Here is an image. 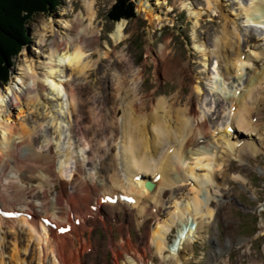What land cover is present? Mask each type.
<instances>
[{
    "label": "bare ground",
    "instance_id": "6f19581e",
    "mask_svg": "<svg viewBox=\"0 0 264 264\" xmlns=\"http://www.w3.org/2000/svg\"><path fill=\"white\" fill-rule=\"evenodd\" d=\"M218 1L206 0L209 8ZM160 2L159 0H146L139 4V11L144 13L146 19L152 24L163 22L161 14H164V9H162V5L166 2L163 1L162 4ZM235 4L237 7L236 16L245 17L249 24L251 43L254 44L258 40L264 42V0H249V2L235 0ZM185 6L189 9L190 15L196 17V24H200L202 13L194 10L190 5L184 4ZM85 7L87 16L80 13L73 21L64 22V33L60 30L54 32L51 22L44 25L46 33L42 43H45L49 32L54 36L49 44L48 59L36 64L27 57L24 66H22L25 69V77L19 79L23 85L16 89L11 87L8 95L0 97V232L3 226H8L14 233L18 232V228L21 227L27 235L29 243L34 240L38 247H41L42 244L44 249L43 251L41 248L39 250L38 263L46 260L48 252H51L55 254L52 264H80L84 250L82 251L81 247L70 250L68 242L71 237L77 235L79 241L86 248V241H82L84 229L88 225H95L98 221L105 225L106 220L116 215L114 210H111L112 214L108 217V213L102 211L104 205L111 209L113 206L120 207L121 204L141 208V200H144L142 196H145L150 198L151 204L154 203L153 213L149 215L144 213L139 217L141 218L140 222L144 223L145 218L156 220L155 227L152 230H147L145 238L151 242L161 258L164 260L173 258L174 262L178 261L182 242L185 244L194 242L200 236V222L197 219L212 220L215 217L209 193L212 190L211 186L215 183L216 175L223 173L231 156L235 158V155L245 150L257 154L261 150V145H264L263 118L257 117L256 119L252 116L254 112L258 111V105L264 99L261 98L260 93L264 84V68L254 71L253 75L244 79L247 68H254L256 63L264 60V47L256 50L251 49L250 55L247 57L241 52L240 47H237L236 40L241 39V33H238L236 27L232 30L228 28L227 24H224L223 36L216 45L219 54L221 52L226 57L227 71L232 75L233 84L225 86L220 80L213 77L214 81H212L209 78L213 85L214 91L212 90V92H217L225 100V105H222L225 115L223 116L221 113L219 119L212 125V122L205 116L204 118L199 116L193 101L185 103L179 96L175 99L176 101H173L172 98L170 101L167 98L156 99L153 96L139 97L138 86L135 82L143 78L145 70L132 74L134 62L124 52L117 53L116 51L126 39L127 21L123 19L116 23L112 35L115 42L113 49L116 51L114 57L111 51L100 48V31L95 24L94 0L86 1ZM254 26L262 28V32L258 33L256 29H253ZM255 45L254 48H256ZM262 45L264 46V43ZM97 54L101 55V61L116 58L130 73V77L125 73L126 75H119L115 78L113 86L114 95L116 97L117 94L120 95L117 105L114 103L116 105L114 110L117 111L119 109L117 107L122 109L121 153L125 162L126 181L121 179L117 172L111 175V185L99 181L100 184L95 179L90 181L83 178L84 163L82 162H79L78 174L71 181H60V176L67 168L66 163L74 156V150L68 147L66 151L60 152L63 153L64 160H57L55 155H57L58 149L61 150L59 141L56 143V147L53 146L48 151L38 152L36 145L49 140L45 135L39 136L38 134L39 137L36 135L38 127L49 124L62 139L64 131L60 125L61 121H58L60 119L58 113L65 110L66 102L69 101V111H72L75 118L74 123H77V126L73 127L75 128L74 132L78 129L77 132L85 145L93 147L94 140L91 139L93 127H89V123L95 126V131L99 130L100 135L104 136L99 138L101 144L105 145L104 140L109 135L114 137L113 142L116 141L117 130L115 127H109L108 113L99 112L103 100L91 96L86 101L84 97L88 96V89L77 83V79H74V75L83 76L85 79L91 76V71L96 65V61L93 59ZM203 55L205 56L203 65L204 68H207L210 57L206 53ZM166 56L167 47H163L161 50V57L152 56L156 65L157 79L164 77L161 72L167 77L174 69H179L186 75L190 74L188 65L171 66V62H169L160 68V64ZM43 71L45 72L43 73ZM194 89L197 94L202 93L201 81L195 82ZM102 98L104 99V96ZM108 100L110 101L111 98L104 99V102H108ZM86 107L91 113L89 123ZM18 117L23 119L19 123L18 129L16 124L12 127L8 126V122H12ZM7 135L11 136L6 138ZM257 135L258 138H254ZM219 148L223 150L219 152L220 154L222 152V155L217 153ZM197 169H203L204 172L201 174ZM190 178H194L196 183L187 192V203L184 204L183 200L180 203L179 199L175 197L174 206L167 217L159 220L162 209L160 207L164 205L163 198L166 196V188L172 190L178 184L189 181ZM35 179H40L41 183L47 185L61 183L62 190L57 195L55 202L58 213L50 216L57 229H53L51 223L48 227L43 225L42 221L47 216L38 218L36 213L33 215L31 211L16 209V206L35 197V193L29 188V184ZM147 181L153 183L152 187L146 185ZM69 187H72L74 191L69 193ZM122 197H128L133 202L131 204L125 202ZM47 199L48 196L45 192L42 200L46 201ZM146 203L144 202V204ZM26 206L30 207V204L28 203ZM120 208L125 211L124 208ZM14 211L19 212L18 217L13 219L3 217L4 213ZM130 212L133 213L134 210L131 209ZM133 218L139 219L135 215ZM114 220L116 217L112 219V221ZM175 226H177V235L170 242L168 237L176 228ZM61 229H67V232ZM130 232L129 229H126V241L130 246H133ZM4 238L0 236V247ZM19 238L17 236V241H20ZM243 242L241 241V243ZM29 243L26 247L23 246L25 253L29 249ZM114 244L113 246H116ZM228 245L231 247L229 241L227 248H230ZM94 247L98 249V243H95ZM218 249L220 250V247ZM218 249L217 259L213 263L218 262L220 254ZM112 251L115 255H120L117 250L112 249ZM140 251L142 250L134 249L131 264H149V261L146 260L147 253L145 251L140 253ZM44 252L47 253L45 259L42 260ZM166 252H169L170 255L162 257ZM13 260L20 264V257L17 254H14ZM210 260L213 261L212 253ZM3 261L4 257L1 256L0 264ZM152 262L155 264L154 261ZM184 264L190 263L186 261Z\"/></svg>",
    "mask_w": 264,
    "mask_h": 264
},
{
    "label": "rangeland",
    "instance_id": "374dc122",
    "mask_svg": "<svg viewBox=\"0 0 264 264\" xmlns=\"http://www.w3.org/2000/svg\"><path fill=\"white\" fill-rule=\"evenodd\" d=\"M86 1L92 0H61L55 10L33 12L30 14V18L25 26V32L28 36L26 40L28 42L22 47L18 56L14 58V64L8 81L0 85V97L8 95L11 87L16 89L23 85V82L19 79L20 77H25V69L22 66H24L27 57L36 62V64L48 59L49 44L54 36L49 32L45 43H42L46 33L44 25L51 22L54 26V32L55 30H60L64 33V22L73 21L80 13L87 16ZM131 1L135 3L136 17L126 20L128 23L125 30L126 39L116 51L117 53L124 52L134 62L132 68L134 72L132 74L145 70L143 78L135 82L138 86L139 97L143 96L142 98H146L153 96L156 99L167 98L170 101L172 99L174 101L179 96L185 103L193 101L199 116L203 118L205 116L214 125L221 116V113L223 116L225 115L224 107H222V105H225V100L217 92H212L213 85L209 78L212 81L216 78L225 86H229L233 82L232 75L227 71L226 57L221 52L219 54L216 45L218 40L223 36L224 24H227L228 28L232 30L236 27L239 31L238 33H241V39L236 40L237 47H240L241 52L247 57H249L251 49L263 48L262 43L264 42L260 40L256 41L254 43L256 44V48H254L249 35V24L246 22L245 17L236 16L237 7L235 0H219L217 3H213L211 8L208 7L206 0H159L161 4L163 1L166 2L162 5L164 14H161L163 22L160 24L158 22L155 24L150 23L144 13L139 11L140 2H145L146 0ZM246 2H249V0H246ZM114 3L115 0H94L96 12L95 24L100 31V48L111 51L115 57L116 51L113 49L115 42L112 35L116 23L120 21H111L108 15ZM184 4L190 5L191 8L202 13L200 24H196V17L190 15L189 9L186 6L184 7ZM253 29H256L258 33L262 32V28L254 26ZM163 47H167V56L160 64V68L169 62H171V66H175L176 64H179V66L188 65L190 68L189 75L183 74L179 69H174L167 77L161 72V75L164 77L157 79L156 65L152 60V56L161 57ZM203 53H206L210 57V63H208L207 68H204L203 65V59L205 58ZM100 56L97 54L93 59L96 61V65L93 71H91L90 77L85 79L83 76L77 77L74 75V79H77V83L88 89V96L84 97L86 101L91 96L103 100L102 104H100L99 112L108 113L109 127L116 128V136L118 138L116 137V141L113 142L114 137L109 135L104 140L106 142L105 145L101 144L99 138L104 136L100 135L99 130L95 131V126L89 123L91 113L86 107L85 111L86 116L89 118V127H93L91 139L94 141L92 143L93 147L85 145L77 132L78 129L74 132L75 128L73 127H76L77 123H74L75 118L71 113L72 111H69V101L66 102L65 110L58 113L60 117L58 121H61L60 125L64 131L62 139L46 123V125L38 127L36 135V137L45 135L48 138L47 140H49V143L42 142L36 145L38 152L48 151L53 146L56 147V143L59 141L61 150H57V155H55L57 160H64L63 153L60 152L66 151L68 147L74 150V156L66 163L67 168L60 176V181H71L78 174L79 162L84 163L83 178H87L90 181L91 179H95L98 183L104 182V184L111 185V175L114 172L119 173L121 179H125L126 181L125 162L121 153L122 132L120 131V124L122 122V109L121 107H117L119 109L117 111L114 110V106L120 100V95L117 94V97L114 95L113 86L115 78L119 77V75L127 74L129 76L130 73L127 72L128 69L116 58L101 61ZM263 68L264 60L256 63L254 68H247L244 79L253 75L254 71H260ZM197 81H201L202 93L200 94H197L194 89V84ZM263 86L260 89L262 99L264 98ZM103 96L104 99L111 98V100L104 102ZM258 106V111L254 112L252 116L256 119L257 117L263 118L262 123L264 124V99ZM22 120L21 117H18L14 121L8 122V126L12 127V125L16 124V128L18 129L19 123ZM10 136L7 135L6 138ZM254 138L257 139L258 135L254 136ZM220 151H223L222 148H219L217 153L220 154ZM220 155H222V152ZM235 156V158L230 157L223 173L216 175L215 183L211 186L212 190L209 193V197L212 198L211 207L215 210L214 219H197L200 222V236L195 234L199 238L194 242H188L187 244L182 242L179 252L180 259L175 261L177 263L174 262L173 258H167L166 260L161 258L156 253L155 247L145 238L147 230H152L156 223V220L150 218H145L147 222H140L141 218L139 217L143 216L144 213L147 215L153 213L154 203L151 204L150 198L145 196H142L144 200H141V208L121 204L120 207L124 208L126 212L120 207L113 206V209H111V207L104 205L102 211L108 213L107 216L109 217L112 214L111 210H114L116 220L112 221L115 218L113 217L106 220L105 225L100 221L96 222L95 225H88L84 229L82 237V241H86H84L86 248L79 241L77 235H74L68 242L69 249L81 247V250H84L80 264H131L134 249L142 250L140 253L145 251L147 253L146 260L149 261V264H153L152 261L155 264H184L186 261L190 264H256L255 262L264 264V145H261V150L257 154L245 150ZM197 170L201 174L204 172L203 169ZM11 176H14V174H11ZM195 183V179L190 178L189 181L178 184L172 190L166 188V196L163 198L164 205L160 207L162 209L159 220L167 217V214L174 206L173 201L176 198L179 199L180 203L182 200L184 204L187 203V192H189V189ZM29 188L35 193V197L16 206V209L31 211L33 215L36 213L38 218L47 216L52 219L50 216L58 213L55 202L57 195L62 190L61 183L57 182L56 184L47 185L41 183L40 179H35L29 184ZM44 191L48 196L46 201L42 200V196L45 195ZM68 191L71 193L74 190L72 187H69ZM144 202L147 203L144 204ZM28 203L30 207L26 206ZM131 209L134 210L133 213L130 212ZM133 215L139 219L135 220ZM188 216L192 217L191 215ZM175 227L168 237V241L170 242L173 238H176L177 226ZM8 228V226H3L0 232V236L2 238L5 237L0 247V257H4L2 264H17L13 260L14 254L20 257V264L53 263L55 254L51 252H48L46 260L38 263L39 250L41 248L43 251V245L41 244V247H38L37 242L34 240L29 243L28 237L21 227L18 228V232L15 231L16 234L12 229ZM126 229L131 231L133 246H130L126 241ZM17 236L20 237L19 240L22 243L17 241ZM228 241L231 243V247L228 245L230 248H227ZM241 241L244 242L241 243ZM28 243L29 249L25 253L24 248ZM95 243H98V249L94 247ZM113 243L116 246H113ZM218 247H220L221 251ZM112 249L117 250L120 255H115ZM217 249L220 252L218 262L213 263L217 259ZM46 253H42V260L45 259ZM211 253L213 261L210 260ZM168 255L170 253L166 252L162 257H167Z\"/></svg>",
    "mask_w": 264,
    "mask_h": 264
},
{
    "label": "trees",
    "instance_id": "16d2710c",
    "mask_svg": "<svg viewBox=\"0 0 264 264\" xmlns=\"http://www.w3.org/2000/svg\"><path fill=\"white\" fill-rule=\"evenodd\" d=\"M61 0H0V85L8 81L14 58L28 42L27 21L33 12L55 10ZM109 19L117 22L136 17L135 3L115 0Z\"/></svg>",
    "mask_w": 264,
    "mask_h": 264
},
{
    "label": "water",
    "instance_id": "95a60500",
    "mask_svg": "<svg viewBox=\"0 0 264 264\" xmlns=\"http://www.w3.org/2000/svg\"><path fill=\"white\" fill-rule=\"evenodd\" d=\"M146 185H147L148 187H152L153 184L150 183V182H147Z\"/></svg>",
    "mask_w": 264,
    "mask_h": 264
}]
</instances>
